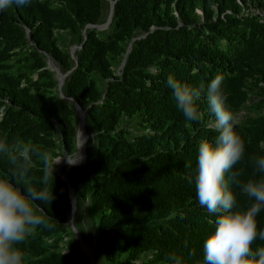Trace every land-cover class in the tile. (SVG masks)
<instances>
[{
    "label": "trees",
    "instance_id": "obj_1",
    "mask_svg": "<svg viewBox=\"0 0 264 264\" xmlns=\"http://www.w3.org/2000/svg\"><path fill=\"white\" fill-rule=\"evenodd\" d=\"M113 1L107 27L86 28L84 38V25L105 22L108 0H32L0 12V138L54 156L75 151V101L84 111L85 159L61 173L73 189V225L92 247L94 264H175L173 255L181 264H202L203 241L217 217L200 206L189 178L200 142L217 135L208 127L215 117L206 99L216 75L229 108L253 113L235 127L246 151L233 171L242 181L264 175L251 162L264 155V0ZM72 46L80 47L71 54ZM47 57L69 71L64 97ZM170 75L204 89L199 121L176 107ZM32 159L26 179L39 188L43 164ZM52 175V201L36 202L44 223L21 245L25 264H86L67 225L66 185ZM0 177L13 179L2 155ZM230 177L236 206L247 207ZM257 221L264 230V211Z\"/></svg>",
    "mask_w": 264,
    "mask_h": 264
},
{
    "label": "clouds",
    "instance_id": "obj_2",
    "mask_svg": "<svg viewBox=\"0 0 264 264\" xmlns=\"http://www.w3.org/2000/svg\"><path fill=\"white\" fill-rule=\"evenodd\" d=\"M31 3L32 0H0V12L12 4L25 6ZM251 11L258 14L263 12L258 9ZM222 81L223 77L216 75L207 85V104L215 117L208 127L214 128L217 135L214 142H200L196 174L194 178H189V183L194 182L200 206L217 217L214 230L203 241L202 264H264V246L253 247L257 240L264 242V230L258 228L257 221L258 215L264 211V175L242 181L241 172L233 171L234 166L244 160L246 151L245 141L235 131V127L245 114L252 117L253 113L241 109L235 114L229 108ZM167 83L172 89L176 107L184 118L199 121L197 101L204 89L192 88L171 75ZM241 111L242 120H239L236 115ZM85 142L86 138L80 131L75 151L54 156L51 152L39 151L21 139L9 142L6 137L0 138V155L6 157L11 165L13 177L11 180L0 177V264H25V252L21 245L44 223L39 214L43 209L36 202L52 201L53 192L47 185L49 178L53 179L54 167L62 161L70 166L82 163L85 157L81 149ZM259 145L262 147L264 143L260 142ZM33 156H37L43 164L44 176L39 188L26 179L33 166ZM251 162L257 173L264 174V155L251 157ZM229 173L231 183L250 201L245 208L236 206L237 197L230 190L229 180L226 179ZM176 215L173 211L168 218L172 219ZM170 259L175 264H181L180 258L175 255Z\"/></svg>",
    "mask_w": 264,
    "mask_h": 264
},
{
    "label": "water",
    "instance_id": "obj_3",
    "mask_svg": "<svg viewBox=\"0 0 264 264\" xmlns=\"http://www.w3.org/2000/svg\"><path fill=\"white\" fill-rule=\"evenodd\" d=\"M113 3H114L113 0H108L109 12H108L107 18H106L104 23H102V24H86V25L83 26V28L81 30V34L83 35V38L85 37L84 32H85L86 28H95V29H98V30H102V29L107 27V24H108L110 16H111V8H112ZM79 47L80 46H72L70 48V53L72 54L73 51L75 49H78ZM123 62H124V58H122L119 66L117 67V70L120 69V67L122 66ZM46 65H47V67L50 70H52L54 72L55 78L57 80V92H58L59 97H64L62 95V93L60 92V87H61V84L63 82L64 77L67 75V73L69 71H67L65 73H61L59 71V69L53 65L52 61L48 57H47V60H46ZM72 103H73V107H74L75 116L77 117L76 131H75V148H76L77 144H78V137H79L80 131L83 133V137L87 138V135H86V132H85V129H84V119H83L84 111L79 107V105L75 101H72ZM81 152H82L83 156L85 157L84 146L81 149ZM62 164L66 165V166H69L67 163L62 161L59 165H56L54 167V172H55V175L61 181H63L65 183L66 188H67V196H68L69 202H70V213H69V219L67 221V225L70 227V229H71V231L73 233V236H74L75 240L77 241L79 250L83 253V256H84V259H85V263L86 264H94V260H93V256H92V247H88L86 245V243L80 238V236H79V234H78V232H77V230H76V228H75V226L73 225V222H72L73 213H74V210H75V199H74L73 194H72L73 189L69 185L67 179L61 173ZM79 164H81V163H79Z\"/></svg>",
    "mask_w": 264,
    "mask_h": 264
},
{
    "label": "rangeland",
    "instance_id": "obj_4",
    "mask_svg": "<svg viewBox=\"0 0 264 264\" xmlns=\"http://www.w3.org/2000/svg\"><path fill=\"white\" fill-rule=\"evenodd\" d=\"M198 12H199V11H198ZM242 114H243V112L241 111V112H239V113L236 115L237 118H238L239 120H242V119H241ZM62 166H63V165H62ZM65 166H66V165H65ZM90 237H91V235L89 234L87 238L90 239ZM101 264H103V263H101Z\"/></svg>",
    "mask_w": 264,
    "mask_h": 264
},
{
    "label": "bare ground",
    "instance_id": "obj_5",
    "mask_svg": "<svg viewBox=\"0 0 264 264\" xmlns=\"http://www.w3.org/2000/svg\"><path fill=\"white\" fill-rule=\"evenodd\" d=\"M85 138V137H84ZM78 140H79V137H78ZM59 165V164H58ZM63 165V164H62Z\"/></svg>",
    "mask_w": 264,
    "mask_h": 264
}]
</instances>
